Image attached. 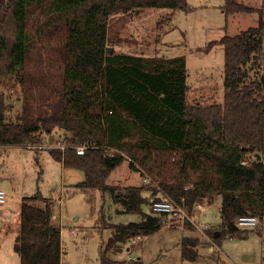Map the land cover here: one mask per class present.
Segmentation results:
<instances>
[{
  "label": "trees",
  "instance_id": "16d2710c",
  "mask_svg": "<svg viewBox=\"0 0 264 264\" xmlns=\"http://www.w3.org/2000/svg\"><path fill=\"white\" fill-rule=\"evenodd\" d=\"M145 9L191 11L188 0H8L5 6L0 0V80L16 79L23 93L13 121L0 90V146L43 148L53 137L65 149L47 148L51 156L85 173L78 188L109 194L118 213L141 218L109 224L114 237L102 245L101 264H143L108 253L162 228L160 217L143 211L152 204L145 192L178 203L184 198L189 210L220 196L224 231L213 234L216 243L246 235L236 224L241 216L259 217L264 226V78L246 84L249 71L264 63V12L256 28L201 49L223 48L226 87L222 103L202 106L188 101L185 57L115 50L110 18ZM249 10L237 0L223 8L227 18ZM172 13L160 20H171ZM85 144L86 153L78 155ZM127 161L156 189L109 185ZM53 218L47 198L23 199L14 243L21 264L62 263V231ZM200 244L184 238L183 259L196 261Z\"/></svg>",
  "mask_w": 264,
  "mask_h": 264
},
{
  "label": "rangeland",
  "instance_id": "374dc122",
  "mask_svg": "<svg viewBox=\"0 0 264 264\" xmlns=\"http://www.w3.org/2000/svg\"><path fill=\"white\" fill-rule=\"evenodd\" d=\"M8 0H1L3 6ZM249 7L246 13L226 17L223 12L226 0H188L191 11L173 12L165 9H145L127 15H114L109 20L110 39L115 41L116 51L139 54L147 57L174 58L183 56L187 61L190 105L208 106L222 103L226 93L224 84L225 57L223 48L217 46L210 52H202L212 42L221 40L226 34L238 35L258 26L260 14L264 12V0H237ZM171 14V20H160ZM264 78V63L253 67L246 84ZM0 90L10 106L9 119L16 120L22 109V86L16 79L0 80ZM53 141L43 148L0 146V189L7 194V202L0 206V264H21L14 251L15 239L20 230L21 206L24 198L42 195L50 200L53 223L62 231L61 264H101L102 245L107 246L113 232L109 224L139 223L140 216L118 213V208L109 194L77 186L85 180L81 170L64 168L47 148L56 149ZM125 162L113 172L109 185L125 187L144 186L143 175L131 169ZM156 183L147 187L155 188ZM158 188V187H157ZM149 200L151 192L144 194ZM165 197V196H164ZM207 201L199 214L194 206L189 211L195 217L191 222H178L166 216L162 219L165 228L156 233L134 239L117 254L109 251L115 260L141 259L143 264H264V226L241 228V236L224 237L220 243L214 241L216 233L224 231L220 208L222 198L218 196L210 206ZM44 207L43 203H38ZM197 205V204H196ZM149 215L151 205L143 206ZM161 217L160 215H156ZM201 225H209L202 232ZM191 229L193 233L181 230ZM198 238L199 257L196 261L184 260L181 242L187 235ZM214 234V236H213ZM217 245V246H216ZM214 247V252L209 248ZM128 248L130 249L128 251Z\"/></svg>",
  "mask_w": 264,
  "mask_h": 264
},
{
  "label": "built area",
  "instance_id": "2783aa9c",
  "mask_svg": "<svg viewBox=\"0 0 264 264\" xmlns=\"http://www.w3.org/2000/svg\"><path fill=\"white\" fill-rule=\"evenodd\" d=\"M88 147H89L88 144L77 147L76 148L77 154L80 156L84 155ZM58 148L62 150L65 149V147L61 146L60 143H59ZM113 152H116V150L114 149L107 150L108 154H111ZM139 173L143 175L144 184L146 185L152 184V179L148 175H146L144 171L140 170ZM6 202H7V194L3 189H0V206L6 204ZM181 202L182 203H178L168 197L163 196L160 198H155L152 201L151 209H152V212L155 213L156 215L166 216V217L172 218L173 220H176L182 223L191 222L194 225H196L194 218H192L189 211L187 210V207L184 204L185 199L184 198L181 199ZM195 208L201 211L205 209V207L201 203L197 204ZM241 222H250L253 226L249 228H258L260 223H262L259 217L250 216V215H244V216L239 217L236 223L238 227ZM199 227L201 231L204 232L209 228V225H201ZM137 239H141V237H138ZM133 244L134 245L137 244V241L134 240ZM129 260H133V259L129 258Z\"/></svg>",
  "mask_w": 264,
  "mask_h": 264
},
{
  "label": "crops",
  "instance_id": "0c3cea01",
  "mask_svg": "<svg viewBox=\"0 0 264 264\" xmlns=\"http://www.w3.org/2000/svg\"><path fill=\"white\" fill-rule=\"evenodd\" d=\"M129 186H131V185H127V186H125V187H129ZM132 187V186H131ZM136 187H138V186H136ZM160 197H163L162 196V194H159V195H157L156 197H150V202H152L155 198H160ZM207 205L208 206H210L211 204H209V203H207ZM197 210V209H196ZM197 212H198V219L200 218L199 216V214H202L201 212H199L198 210H197ZM192 216V215H191ZM161 218V221H162V219L163 218H165V217H160ZM167 218V217H166ZM192 218H194V220L196 219L195 217H193L192 216ZM163 228H165V225H163V221H162V228L161 229H163ZM181 231H184V232H187V233H193V231L189 228V229H186V230H181ZM188 237H190L191 238V236H190V234H189V236L187 235L186 237H184V238H188ZM183 238V239H184ZM182 239V240H183ZM203 241V243H202V245L201 246H199V247H197V250H198V248L200 249V248H203L204 246H205V244H206V241L205 240H202ZM217 246V245H216ZM130 249L128 248V251H129ZM216 249L214 248V247H210L209 248V252H214Z\"/></svg>",
  "mask_w": 264,
  "mask_h": 264
},
{
  "label": "clouds",
  "instance_id": "9594fccd",
  "mask_svg": "<svg viewBox=\"0 0 264 264\" xmlns=\"http://www.w3.org/2000/svg\"><path fill=\"white\" fill-rule=\"evenodd\" d=\"M251 226H253L250 222H241L240 224H239V227L240 228H249V227H251Z\"/></svg>",
  "mask_w": 264,
  "mask_h": 264
},
{
  "label": "water",
  "instance_id": "95a60500",
  "mask_svg": "<svg viewBox=\"0 0 264 264\" xmlns=\"http://www.w3.org/2000/svg\"><path fill=\"white\" fill-rule=\"evenodd\" d=\"M109 51H110V53L112 54V52H113V48H110ZM53 141H54V138L52 137V138H51V141H50V144H52Z\"/></svg>",
  "mask_w": 264,
  "mask_h": 264
}]
</instances>
